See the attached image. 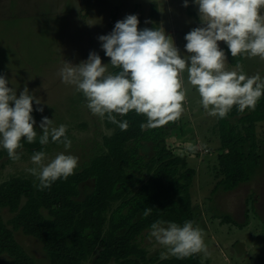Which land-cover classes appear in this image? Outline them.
<instances>
[{
  "label": "rangeland",
  "instance_id": "obj_1",
  "mask_svg": "<svg viewBox=\"0 0 264 264\" xmlns=\"http://www.w3.org/2000/svg\"><path fill=\"white\" fill-rule=\"evenodd\" d=\"M129 14L138 16V29L162 28L181 51L186 43L185 34L202 26L197 6L191 0L188 7H183V0H0V75L10 81L9 87L16 88L17 95L27 87L41 100L44 111L32 113L37 125L42 116L53 119L54 126H67L66 135L72 141L67 151L63 144L49 142L43 150L49 160L61 152L70 154L78 157L75 170H79L98 151L104 136L113 132L106 118L90 113L85 98L74 85L62 82L59 71L64 61L78 64L87 59L90 51L97 52L102 63H109L110 58L104 55L97 37L110 33L115 22ZM218 43L226 52V70L264 77V59L237 56L234 57L237 64H233L226 45ZM107 67L113 73L114 68ZM183 81L184 111L172 124L164 125L162 146L168 155L180 157L187 167L195 170L191 186L194 226L202 230L207 247L206 253H200L201 262L264 264V120L256 124L260 159L251 178L233 190H215L219 179L215 175L220 146L218 119L200 104L198 92L188 83L187 72ZM239 117L229 120L236 123ZM34 130L39 135L41 130L36 125ZM26 148L23 145L17 150L21 154L19 161L14 162L8 156L0 160V182L12 175L34 177L27 171L33 166V154ZM140 151L146 160L156 152L152 142L143 143ZM140 177L147 178L138 174L137 179ZM138 187L136 184L134 190ZM92 188L91 180L82 183L80 198ZM1 216L7 221L12 214L4 208ZM14 236L36 262L50 264L37 238L21 230ZM137 240L148 257L161 259L165 249L149 238V230ZM93 259L90 257L82 264H93Z\"/></svg>",
  "mask_w": 264,
  "mask_h": 264
},
{
  "label": "clouds",
  "instance_id": "obj_2",
  "mask_svg": "<svg viewBox=\"0 0 264 264\" xmlns=\"http://www.w3.org/2000/svg\"><path fill=\"white\" fill-rule=\"evenodd\" d=\"M191 3L197 6L202 26L185 34L183 51L162 28L138 29V16L129 14L116 21L110 33L97 37L109 63H102L95 51L75 65L64 61L59 71L62 82L75 86L92 115L106 118L121 131H126L129 124L117 116H126L130 111L146 118L141 127L155 128L179 119L186 99L185 72L210 116L223 119L233 106L240 112L254 110L264 96V77L226 70V52L218 42L226 45L231 57L264 59V0ZM188 6L189 0H183V7ZM108 65L118 71L109 73ZM9 83L0 75V149L6 150L14 162L21 159L17 150L23 143H35L37 138L42 146L51 141L63 144L65 151L70 149L67 126L56 127L46 116L37 125L32 113L44 111L41 100L27 87L17 95ZM33 104L37 105L35 109ZM34 125L41 130L39 135ZM31 163L28 173L39 181L38 190H45L73 175L78 157L61 152L49 160L41 150L31 156ZM150 213L148 208L144 216ZM149 238L165 249L161 259H183L207 252L202 230L190 220L181 225L158 219L150 225Z\"/></svg>",
  "mask_w": 264,
  "mask_h": 264
},
{
  "label": "trees",
  "instance_id": "obj_3",
  "mask_svg": "<svg viewBox=\"0 0 264 264\" xmlns=\"http://www.w3.org/2000/svg\"><path fill=\"white\" fill-rule=\"evenodd\" d=\"M246 110L240 112L233 106L217 121L220 146L215 190H233L259 166L256 124L264 120V96L254 110ZM234 116H240L236 123L229 120ZM117 119L128 121L127 130L108 121L113 132L66 180H57L45 190H38L35 177L12 175L0 182V264H40L16 241L18 230L42 243L50 264H82L90 257L93 264H202L200 253L183 259L148 257L138 243L137 238L158 219L194 224L191 186L195 170L180 157L168 155L162 146L164 125L141 127L146 118L134 111ZM145 142H152L156 150L148 160L140 151ZM23 145L31 154L46 146L38 138ZM4 156H8L6 150L0 149V160ZM138 174L147 178L137 179ZM89 180L93 188L80 198V185ZM136 184L139 187L134 190ZM4 208L12 214L7 221L1 216ZM148 208L151 213L144 216Z\"/></svg>",
  "mask_w": 264,
  "mask_h": 264
}]
</instances>
